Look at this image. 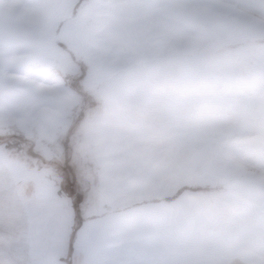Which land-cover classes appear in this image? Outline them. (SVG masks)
<instances>
[{"label":"rangeland","instance_id":"1","mask_svg":"<svg viewBox=\"0 0 264 264\" xmlns=\"http://www.w3.org/2000/svg\"><path fill=\"white\" fill-rule=\"evenodd\" d=\"M0 264H264V0H0Z\"/></svg>","mask_w":264,"mask_h":264},{"label":"trees","instance_id":"2","mask_svg":"<svg viewBox=\"0 0 264 264\" xmlns=\"http://www.w3.org/2000/svg\"><path fill=\"white\" fill-rule=\"evenodd\" d=\"M78 62L81 64V68H82V71L84 72L85 70V65L83 63V61L81 60H78ZM79 78H76V79H73V81L71 82V87L74 88L78 93L84 95L87 99L88 98H91L92 95L88 92V91H85L81 85L79 84V82L77 81ZM70 131L66 134L65 136V140H64V146H65V151L67 153V156H69V145H68V141H69V137H70ZM17 139L19 140H25L24 137H21L20 135H18V137H16Z\"/></svg>","mask_w":264,"mask_h":264}]
</instances>
